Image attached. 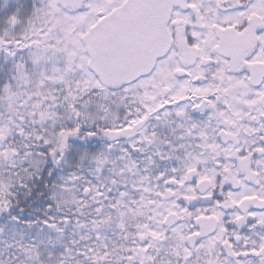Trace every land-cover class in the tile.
<instances>
[{"label":"flooded vegetation","instance_id":"af4514ba","mask_svg":"<svg viewBox=\"0 0 264 264\" xmlns=\"http://www.w3.org/2000/svg\"><path fill=\"white\" fill-rule=\"evenodd\" d=\"M95 19L86 53L97 39L124 64L156 63L149 77L109 91L151 82L173 118L159 132L155 115L130 105L120 121L137 132L125 146L140 205L149 202L138 210L174 216L187 239L199 221H217L191 252L215 239L225 264H264V0H124ZM165 257L180 256L162 243L150 264Z\"/></svg>","mask_w":264,"mask_h":264},{"label":"rangeland","instance_id":"374dc122","mask_svg":"<svg viewBox=\"0 0 264 264\" xmlns=\"http://www.w3.org/2000/svg\"><path fill=\"white\" fill-rule=\"evenodd\" d=\"M123 1L96 0L95 7L86 10L88 7L87 0L67 4L66 7L60 6L58 0H47L49 23H41L42 27L38 26L37 29L31 32L32 35L18 44L14 54L15 60L23 65L26 73L28 72V76L24 75L27 82L29 84L33 83L31 86L36 88L54 87L53 89L58 92L59 87L66 86L69 79L74 80L76 77L80 80V67L82 65L89 72L86 47L93 34L91 28L96 22L95 15L100 11L107 13L117 2L122 3ZM81 10H86L85 14H80ZM84 26L86 29L90 27V34L87 33L86 38L80 43L81 36L79 33H82ZM88 36L90 37L87 39ZM89 74L90 82L86 83L85 89L106 96H103L104 100H107L105 102L103 100L104 109L109 107L107 105L112 104L111 101H113L112 105L116 107H129L130 105L142 107L146 110V113L155 115L156 120L159 121L157 126L159 132H161V125H166V123H170L168 120L173 119L167 118L170 117L168 115L169 111L167 113L162 109L159 97L164 96L163 93L157 99L151 95L153 87L151 82H142L138 86L110 93L107 90L104 91L95 77L90 72ZM98 88L99 90H97ZM46 95L49 97V93ZM73 96L78 98L80 92H75ZM57 98L62 100L60 95ZM52 100L49 104V100L44 102L42 116L37 121L31 118L32 120L27 119L29 122L25 124L22 121L24 119L21 118V120L17 116L10 120L12 123L10 128H13L12 131H19L21 141L16 140L15 136L8 130L0 135V139H7L4 142L0 141V212L5 209L1 201L10 191L13 177L20 179L24 170L39 167L42 163L47 162L51 149H57L63 158L66 156L67 142H71V146L77 149L74 154H67V164L80 163V167H78L80 175L63 179L64 181L56 192L58 206L75 207L79 211L87 209L89 201L87 197L90 192H93L91 190L98 191L100 187L102 188V185L99 184L97 187H93L94 183L92 181L99 182L103 173L94 172L90 166H88L89 170L84 172L82 166L87 159V154L83 151L81 145L80 149L75 147L77 143L73 140L74 137L68 136L63 126L64 121L67 120V113L64 110L61 116L60 111L57 109L60 106L56 104L55 95L52 96ZM153 100H155L154 103ZM118 121L114 120L113 122ZM163 121L165 123H162ZM116 128L120 129V126ZM123 130H116L117 133L113 140L120 142L117 147L121 153V161L112 156L107 158V163L112 167L109 168L113 179V181L110 180L112 184L122 185L123 180H130L129 183L126 182L123 185V190L117 198V204L120 206L119 212L111 214L102 210L100 215L98 213L92 215L91 209L87 213L83 212L82 215L87 218V221H83L84 219L78 220L79 223L70 228L69 233L62 242H57L56 230L41 232V228H39L37 230L27 229L26 232L12 220H5L7 221L5 223L2 221L0 222V264H92L94 259H98L101 264H105L104 254L99 249L95 251V248L92 247L94 237L109 240L111 227L126 223L128 216H131L130 213L127 214L125 209L126 197L130 193V189L136 190L137 194L134 192L136 195H142L144 189L142 181L136 177V173L134 174L135 168L133 167H136V164L128 158L130 157V150L125 146L132 145L131 147H133L134 143L131 140L126 142V140L137 137V132L133 128ZM46 145H49V148H46ZM162 149H160V152H162ZM125 157L127 160H125ZM68 165L70 166V164ZM78 185H80V197L75 192ZM91 199H96L94 193L90 195ZM144 206L149 207V202L146 201ZM132 210L133 221L142 219L144 222V228H141L136 238L138 236L145 237L149 244L144 249L142 247L141 249H135L134 246H131V249L128 248V250L132 258L128 257L129 260H120L116 264H134L136 257L133 256L140 255L137 252L138 250L142 254L147 252L149 255L154 248L162 243L168 244L171 252L181 255V264H193V259L196 258L200 260L199 264H225L216 255L215 245L217 244L215 239L202 245L197 251L190 252L185 246L187 224L183 223L173 230H168L163 225L165 220L158 215L150 219L149 210H138V207L137 209L132 208ZM134 245L136 247V243ZM90 253H92V256H90ZM148 260H152L151 255H149ZM173 261V259H170L167 264H173ZM178 261L180 260H176L175 263ZM142 264L144 263L142 262Z\"/></svg>","mask_w":264,"mask_h":264},{"label":"trees","instance_id":"16d2710c","mask_svg":"<svg viewBox=\"0 0 264 264\" xmlns=\"http://www.w3.org/2000/svg\"><path fill=\"white\" fill-rule=\"evenodd\" d=\"M87 1L86 10L95 7L96 0ZM86 10H81L80 14H85ZM47 12V0H0V135L8 130L16 140L21 141L19 131H12L13 128H10L12 127L10 120L14 116L24 119L21 120L25 124L29 122L27 119L39 120L43 113L44 102L49 100V104L53 101L52 96L55 95L56 104L60 106L57 108L60 115L62 116L64 110L67 113V120L63 125L65 131L68 136L75 138H73L77 143L75 147L80 149L81 145L87 154V159L82 166L84 172L88 171V166H90L94 172L103 173L99 182L92 181L93 187H97L99 184L102 185V188L100 187L98 191L91 190L93 192H90L87 197L89 199L87 209L79 211L75 207L58 206L56 192L64 181L63 179L80 175L78 168L80 163H68L70 166L67 164V154L71 155L77 152V149L71 146L72 143L67 142L66 156L63 158L57 149H51L47 162L42 163L39 167L24 170L20 179L13 177L10 191L1 201L5 209L0 212V222L5 223L12 220L26 232L27 229L37 230L39 228H41V232L56 230L57 242H62L70 228L79 223L78 220L87 221V218L82 215L83 212L87 213L90 209L92 215L96 213L100 215L102 210L111 214L119 212L120 206L117 204V198L123 190V185L126 182L129 183L130 180H123L122 185L112 184L113 179L109 169L111 166L107 163V158L112 156L121 161V153L116 146V141L113 140L117 133L116 130L125 129L120 121L128 119L132 110L128 106L116 107L112 105L113 101L110 102L112 104L107 105L109 107L104 109L103 100L106 96L85 89L86 83L90 82V74L83 65L80 67V80L76 77L74 80L69 79L66 86L59 87L58 92L53 89L54 87L36 88L31 86L33 83L27 82L24 75L28 76V72L26 73L23 65L15 60L14 54L18 44L32 35L31 32L38 26L42 27L41 23H49L50 16H47ZM89 31L90 27L88 29L83 27L82 33H79L80 43L86 38ZM75 92H80L78 98H74ZM47 93H49V97L46 95ZM57 94L62 100L57 98L59 96ZM114 120L119 121L114 123ZM117 126H120V129H117ZM75 192L80 197V185L75 189ZM134 192L136 190L130 189V193L126 197L125 209L127 214L131 215L128 216L127 222L111 227L109 240H101L98 237L93 239L92 247L95 248V251L99 249L104 254L105 264H116L120 260L132 258L128 248L131 249V246L137 248L134 245L135 238L141 228H144V222L142 219L133 221L134 217L131 212L132 208H144V205H140L141 194L136 195L137 192L136 194ZM93 193L96 199L90 200V195ZM138 252L139 256H133L136 257L134 264H142V262L145 264L146 257L140 253V250ZM179 260L176 263L173 261V264H181L182 258L179 257ZM197 261V259H193V264H196ZM167 263L162 262L161 264ZM92 264L101 263L98 259H94Z\"/></svg>","mask_w":264,"mask_h":264},{"label":"water","instance_id":"95a60500","mask_svg":"<svg viewBox=\"0 0 264 264\" xmlns=\"http://www.w3.org/2000/svg\"><path fill=\"white\" fill-rule=\"evenodd\" d=\"M58 2L60 6L65 7L68 3H78L80 0H58ZM119 52L121 51H117V47L110 50L108 44L104 43L103 45L97 39L93 41L92 48L87 51L89 57L88 69L104 88L117 91L129 83H135L153 73L156 63L151 62V59L140 61L142 63L139 62L140 64L136 65L124 64L117 59ZM2 141L4 142L5 139H2ZM176 223L175 217L170 216L164 226L173 228ZM197 228L200 234L188 238L186 242L190 250H194L203 239L214 236L218 230V222L201 220L197 223ZM137 242L145 246L147 240L144 237H139Z\"/></svg>","mask_w":264,"mask_h":264}]
</instances>
